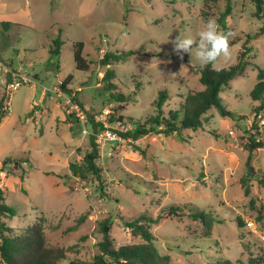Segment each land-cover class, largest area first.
<instances>
[{"label": "rangeland", "instance_id": "1", "mask_svg": "<svg viewBox=\"0 0 264 264\" xmlns=\"http://www.w3.org/2000/svg\"><path fill=\"white\" fill-rule=\"evenodd\" d=\"M0 1L22 17L8 26L0 22L1 57L12 58L14 68L34 81L15 91L0 125V164L8 157L21 160L16 170L11 164L0 171L5 202L15 211L13 219L0 222L13 235L41 218L48 240L66 251L61 264H86L101 254L106 220L119 248L143 242L125 223L145 215L153 218L150 230L170 264H210L218 255L235 264H264V109L251 97L264 68V19L255 16L254 0H230V11L227 0L208 7L201 0ZM27 8L34 27L26 23ZM210 17L234 34L230 57L214 68L237 64L243 46L249 49L245 71L220 92L232 116L213 108L207 125L185 130L180 139L157 127L137 140L120 135L133 136L158 114L153 103L160 90L170 96L165 114L189 91L204 89L193 72L201 64L194 54L177 56L171 41L181 33L198 39ZM58 37L63 44L56 57L50 51ZM75 41L85 44L86 72L76 70ZM128 51L134 55L127 61L104 60ZM68 75L72 93L59 84ZM119 93L123 98L116 101ZM72 95L84 108L85 125L65 113ZM2 96L0 85V101ZM89 115L122 139L98 144L101 180L86 165L84 176L71 169L92 150ZM174 204L184 207L182 215L163 212ZM190 210L206 212L207 222Z\"/></svg>", "mask_w": 264, "mask_h": 264}, {"label": "trees", "instance_id": "2", "mask_svg": "<svg viewBox=\"0 0 264 264\" xmlns=\"http://www.w3.org/2000/svg\"><path fill=\"white\" fill-rule=\"evenodd\" d=\"M175 0H173L174 2ZM204 7H208L211 4H216L219 0H201ZM227 11H230V0H227ZM54 3L55 0H52ZM256 5L255 16L264 19V0H254ZM225 17V15H224ZM220 23L225 26V19L221 18ZM4 26H8L10 23H3ZM264 33V28H262ZM63 42L58 37L53 42L51 54L59 56L60 48ZM74 48V61L77 71H88L89 63L84 57L85 44L82 41H75L73 43ZM243 51L240 52L237 64L228 66L222 69H216L211 64L207 66L195 67L193 72L199 76L200 82L204 85V89L200 91H189L187 95L180 96L182 99L179 102L178 107L170 109L167 113H163V107L166 105L170 96L166 90H160L158 97L154 100L153 105L156 107L158 114L152 119L145 122L147 125H139L133 132V136L128 134L126 138H132L134 140L139 139L141 136L147 135L151 131H155V127L160 128V133L171 136L174 135L180 139L185 130L196 131L208 124L206 115L213 109L217 108L220 115L223 117L232 116V112L227 110L222 103L220 92L229 87L230 82L235 76L242 74L247 66L245 57L249 54V49L243 46ZM131 55H134L133 51L121 52L120 54L108 53L106 54L105 61H108L110 57L116 59V61H127ZM111 71L107 72L106 79H111ZM73 76L68 75L61 84V88L64 91L72 93L73 91L68 88V85L72 82ZM109 87H114V84H109ZM251 97L253 100L261 101L259 109H264V68H259L258 82L254 89L251 91ZM123 98V94L119 93V96L115 98L119 101ZM74 100L78 102L82 109V104L74 97ZM2 101H0V125L3 122L7 114L2 112ZM124 101V100H121ZM114 116V114H111ZM92 116L89 115L90 123L92 124V133L90 134V142L92 144V150L83 158V165L71 164L72 171L76 174L79 173L84 176L83 166H87V171L93 172V174L100 179V169L98 168L95 160L98 158V144L96 142V135L102 129L104 124L102 122L92 121ZM132 119V118H130ZM122 117H119L117 121H121ZM253 141V140H252ZM260 147V146H258ZM255 146L249 147V150L254 149ZM19 159L8 157L0 164V171H4L6 167L13 164V170H16L20 165ZM23 162V161H22ZM25 162V161H24ZM10 170L12 174L14 171ZM26 171H23L21 179L25 178ZM245 192L248 193L249 189L246 187ZM184 207L179 205H170L163 209V212H167V215H182ZM193 211V212H192ZM190 210L189 215L195 219H200L207 222V213L200 210ZM15 211L5 202V189L0 187V220L13 219ZM153 218H149L145 215H140L133 222H126L125 225L132 229L134 234L140 235L143 242L132 245H124L119 248H114L110 239V226L109 220L102 224L104 233V239L99 243V249L101 254L94 258L92 262L86 264H170V256L163 255L158 249L156 244V236L150 230V224ZM210 224V223H209ZM66 258V251L63 246L51 243L45 233V228L40 218L38 221L28 225L24 233L13 235V228L6 225L3 221L0 222V264H61ZM75 264V263H72ZM210 264H235L229 258L218 255L217 258L212 260Z\"/></svg>", "mask_w": 264, "mask_h": 264}, {"label": "clouds", "instance_id": "3", "mask_svg": "<svg viewBox=\"0 0 264 264\" xmlns=\"http://www.w3.org/2000/svg\"><path fill=\"white\" fill-rule=\"evenodd\" d=\"M234 34L221 29L217 20L210 17L197 33L198 39L183 33L171 41L173 52L183 59L185 53L194 54L201 66L211 64L215 67L221 57H230V38ZM195 45V47H194Z\"/></svg>", "mask_w": 264, "mask_h": 264}, {"label": "built area", "instance_id": "4", "mask_svg": "<svg viewBox=\"0 0 264 264\" xmlns=\"http://www.w3.org/2000/svg\"><path fill=\"white\" fill-rule=\"evenodd\" d=\"M102 51V50H101ZM33 83L34 81L22 74L20 70L12 68L8 63L0 58V85L3 88V101H2V112L8 114L11 110V100L15 91L20 87L22 83ZM62 82L60 83L61 86ZM58 90V89H57ZM62 94V93H60ZM75 96H67L65 99V113L67 115H74L78 120L82 121L85 125V115L83 109L80 107L78 102L74 100ZM37 106V104H35ZM106 127V126H104ZM86 132V130H84ZM230 134H233V130L230 128ZM115 140L122 141V139L113 133L108 128L102 129L96 135L97 144L104 145L106 141Z\"/></svg>", "mask_w": 264, "mask_h": 264}, {"label": "crops", "instance_id": "5", "mask_svg": "<svg viewBox=\"0 0 264 264\" xmlns=\"http://www.w3.org/2000/svg\"><path fill=\"white\" fill-rule=\"evenodd\" d=\"M13 5V4H12ZM10 4H1V1H0V22L2 23H12V20H14V22H17L16 20H21V16L18 15L19 12H15L14 11V6H12ZM23 12V11H22ZM17 17V18H16ZM32 14H31V11L29 10V8H27V13H26V23L27 25H30L31 27H34L35 26V23H34V20L32 19ZM11 20V21H10ZM25 23V22H24ZM1 52V51H0ZM7 54H9V52H7ZM1 53H0V58L2 59L3 57H1ZM4 59V58H3ZM2 59V60H3ZM6 61V63H8L12 68H14V63H13V59L8 57V59H4ZM15 69V68H14ZM64 80V79H63ZM62 82L59 81V84ZM55 91L57 90V87L55 86L54 87ZM45 99V94L42 92V96H41V101H43ZM5 119V118H4ZM2 124V123H1ZM13 179L15 180H18L14 177H12ZM10 178L8 179H5V184L6 182L9 180ZM20 181V180H18ZM4 188V187H2Z\"/></svg>", "mask_w": 264, "mask_h": 264}]
</instances>
